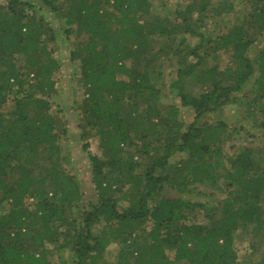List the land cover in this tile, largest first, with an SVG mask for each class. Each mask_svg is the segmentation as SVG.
<instances>
[{
  "label": "trees",
  "instance_id": "trees-1",
  "mask_svg": "<svg viewBox=\"0 0 264 264\" xmlns=\"http://www.w3.org/2000/svg\"><path fill=\"white\" fill-rule=\"evenodd\" d=\"M39 3L61 16L67 26L75 27L67 35L75 33L77 39H85L70 50L69 58L79 64L86 94L82 109L88 117L87 125L95 129L99 139L100 156L89 153L87 156L100 203L92 212H84L77 226L67 223L68 212L80 204L82 195L75 179L62 169L59 135L65 131L49 113V99L55 93L51 77L58 70V62L51 56L48 42L43 40L48 30L45 22L25 15L24 8L33 6L27 1L9 0L8 6H0V110L8 101L12 104L8 116L0 111V264H53L45 251V241L57 252L59 247L70 248L74 264H97V259H104V249L119 242L122 246L117 262L106 264H122L125 251L133 243L127 242L131 232H122L121 228L130 224L137 229L147 220L152 228L145 235L147 240L132 252L133 264H237L234 231L248 226L260 228L264 223V162H257L250 150L241 152L231 161L238 169L230 176L228 185L238 191L211 208L159 194L164 191V183L177 196L187 194L189 185L196 182L216 180L215 174L213 178H201L204 172L217 171L211 163L212 148L204 146L197 160L191 158L192 150L200 148V140L220 143L225 124L202 126V120L220 104L232 101L231 95L240 92L255 73L253 65H257V77L251 91L256 95L254 100H264V45L254 60L245 56L257 36L264 33V0H247L248 14L242 25L232 26L209 40L214 52H229L235 69L222 74L208 69L197 78L204 60L199 56L204 40L201 34L199 44L186 55L194 58L195 63H176V80L171 88L176 90L180 106L193 113L192 123L182 133L174 130L180 128L177 108L161 113L156 107L160 90L152 82L156 67L151 55L154 37L168 41L176 35L197 36L189 24L194 4L178 13L180 24L172 26L153 17L149 0H39ZM225 4L222 11L230 13L232 7ZM53 39L51 35L48 41ZM230 75L232 85L223 86L222 78ZM186 77L199 81L192 94L184 92ZM141 105L146 107L144 114L140 113ZM259 108L264 112V104L260 103ZM153 119L174 130L171 138L162 142L158 158L150 156L147 147L136 150L131 143V135L140 130L143 122ZM259 127L264 128V122ZM131 148L140 155H148L147 168L142 173L144 190L139 192L141 196L134 208L119 212L117 202L107 190H111L109 182L114 172L130 173L136 169L132 154L131 160L124 162V154L130 153ZM175 154H184L186 161L179 160L171 166L169 160ZM192 161L197 166L202 164L201 170L194 166L195 177H184L181 183L167 174L191 167ZM125 178V183L135 181ZM29 199L33 201L32 210L26 206ZM154 200L156 203L151 207L149 202ZM4 204L9 205L8 212L1 211ZM188 207L193 212L197 208L204 210L207 223H187L184 211ZM102 220L105 228L116 227L117 233L107 238L103 230L100 237L94 236L91 226ZM63 223L64 232H57L54 227ZM258 264H264V257Z\"/></svg>",
  "mask_w": 264,
  "mask_h": 264
},
{
  "label": "rangeland",
  "instance_id": "rangeland-1",
  "mask_svg": "<svg viewBox=\"0 0 264 264\" xmlns=\"http://www.w3.org/2000/svg\"><path fill=\"white\" fill-rule=\"evenodd\" d=\"M9 0H0V6H8ZM23 2H29L33 8H24L25 15L29 17H35L37 20L45 22L48 30L43 37L44 42H48V50L51 51V56L58 62V70L51 77V82L54 85L55 93L50 97V114L57 118L63 125L65 134L60 133L59 144L62 152V169L72 176L78 183L82 195L80 204L77 205L72 211L67 214V223L73 222L74 226H77L81 222L80 216L84 212H92L95 206L100 201L97 196V192L92 183L91 177V164L88 160L87 154L93 156H100L99 139L95 129L87 125L86 120L88 117L84 114L82 109L83 102L86 98L84 87L82 86L81 78L79 76V64L78 62H71L69 58L70 50L78 44L83 38L77 39L76 34L72 33L67 35L66 32L69 29H75V27L67 26L65 20L57 13H53L51 10L40 6L39 0H21ZM152 4L151 10L153 17H157L160 20H165L169 25L174 26L180 24V19L177 18V14L184 12L187 6H193L192 12L189 14V24L194 30L195 35L190 36L188 34L176 35L170 37L168 41L166 38L154 37L153 38V54L151 58L154 59L152 64L156 67L155 74L152 76V82L155 84L156 89H159V98L156 103V107L161 113L169 112L172 107H176L179 112L177 124H179V130L175 132L182 133L193 121V113L189 108H182L180 106V100L177 97L176 90L171 88V85L176 80L177 62L186 61L189 63H195V59L187 58L191 47L196 46L200 42L198 35H203V50L199 52L200 57H204V60L199 65V73L196 74L197 78L208 69L216 71L218 74H222L226 70L235 69L234 65L229 58V52L225 51H213V44L209 40L214 39L217 35L227 32L232 26H240L243 20L247 18L248 5L247 0H149ZM225 3L232 7L230 13L222 11ZM63 4V2L61 3ZM204 4V7L201 6ZM62 7V5H59ZM64 7V5H63ZM53 36V41L48 39ZM264 45V33L257 36L256 42L250 46L245 53L247 58L254 60L258 57L262 46ZM130 67V63L126 62ZM255 73L251 79L243 86L242 90L238 93L231 95L232 101L224 104H220L217 109H214L211 113L207 114L202 120V126H215L219 122L225 124L224 136L221 138L220 143H211L212 141L200 140V148L192 150L193 160L199 158L198 154H202V148L209 146L212 148L211 163L214 164L216 172L213 170L204 172L201 178L208 176L213 178L214 174L217 175L215 181L209 179L207 183H194L189 185V192L183 195H175L168 190L167 184L163 185V192L159 194V197L163 198H181L184 202L190 204L203 203L207 204L208 208L211 205L222 204L228 196H233L238 190L231 188L230 176L235 175L238 167H233L231 161H234L236 157L241 153L250 150L257 162H264V128L259 127L260 122H264V112L260 111V103L264 104V100L259 101L255 99V93L251 91L254 88L253 81L257 77V65H253ZM122 80H126L123 76H118ZM219 78H222L221 76ZM198 79L194 80L192 77L184 78V92L192 94L195 92V88L198 87ZM223 86H231L232 79L230 77L222 78ZM11 98V97H10ZM9 98V99H10ZM12 104L8 101L1 108L3 116H8L11 112ZM146 112L145 105H141L140 113ZM85 119V120H84ZM164 120V119H163ZM170 122V126L173 124ZM174 130L163 121L153 119L151 122H143L140 130L131 135V139L136 150L141 148H148V154L158 158L162 152V142L166 138H171ZM87 144V149H84V145ZM130 153L124 154V162L131 160L130 154L133 155L132 161L137 163V167L133 172L128 173L126 170L121 172H114L112 180L109 184L112 186L111 190H107L112 200L117 202V210L119 212H126L130 208H134L140 199V193L144 186V175L142 174L147 168L146 164L148 155H140L135 152V149H130ZM216 153V154H215ZM189 154V152H188ZM137 158V159H136ZM187 156L184 154H175L169 160V164L172 166L178 163L179 160L186 161ZM207 161V159L205 160ZM194 166L199 170L202 168V164L196 165L195 161H192L191 167L187 169H181L178 172L169 171L167 174L174 176L177 182L182 183V179L186 177L191 179L195 177L197 171ZM262 166L264 164L262 163ZM157 171V170H156ZM135 179L134 182L125 183L126 178ZM239 188V186H236ZM158 197L156 196L155 199ZM155 200L149 202L152 207L155 205ZM2 212H8L10 207L8 204L3 205ZM26 206L33 209V201L31 199L26 201ZM186 222L191 224H205L207 220L205 218L204 210L197 208L194 212L188 207L185 211ZM105 222L103 220L99 225L91 226V232L94 236L100 237L103 230L107 233V238L112 237V234H116V227L105 228ZM64 228L63 224H56L54 229L57 232H62ZM105 228V229H103ZM152 228L151 222L147 220L140 228H134L130 224H124L121 228L122 232H131L130 238L127 242H131L132 247L125 251L121 262L126 264L130 262L133 264L134 252L137 246L147 240L146 234H149ZM144 231V234L141 233ZM73 231V228L71 229ZM64 232V231H63ZM234 249L236 251L237 264H258L259 260L264 257V223L260 228L248 226L244 229H238L234 231ZM61 239L57 244H61ZM119 242H113L104 249V259H97V264H106L108 262H117V256L121 249ZM44 248L47 252L48 259H51L53 264H74V255L70 248H60L57 252L48 241L44 242ZM171 257V254L168 253ZM100 257V256H99Z\"/></svg>",
  "mask_w": 264,
  "mask_h": 264
}]
</instances>
